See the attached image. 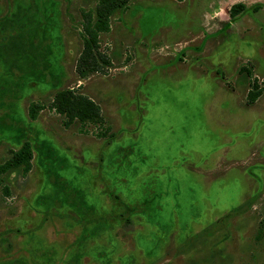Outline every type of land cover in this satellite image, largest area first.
Instances as JSON below:
<instances>
[{
  "label": "rangeland",
  "instance_id": "1",
  "mask_svg": "<svg viewBox=\"0 0 264 264\" xmlns=\"http://www.w3.org/2000/svg\"><path fill=\"white\" fill-rule=\"evenodd\" d=\"M98 1L0 0V163L34 150L0 183V264H264V93L247 103L264 0H133L101 35L110 66L83 78ZM68 88L111 136L49 109Z\"/></svg>",
  "mask_w": 264,
  "mask_h": 264
},
{
  "label": "trees",
  "instance_id": "2",
  "mask_svg": "<svg viewBox=\"0 0 264 264\" xmlns=\"http://www.w3.org/2000/svg\"><path fill=\"white\" fill-rule=\"evenodd\" d=\"M133 0H99L96 10L83 13V49L80 54L77 70L81 77L85 78L92 72H102L105 67L110 66L111 61L107 54L100 50V38L104 33L110 32L111 18L120 10L128 8ZM183 1V0H177ZM246 9L245 4H235L230 11L232 18L236 17ZM264 93V88L255 81L252 89L247 95V103L254 104ZM49 109L64 117V125L70 127L73 123L79 122L81 131L88 133V124H94L99 128L96 137L106 138L111 136V127L106 126L102 116L100 105L89 96L80 93L76 89H63L58 91ZM46 106L40 102H32L28 108V116L32 121L38 119L39 114ZM10 157L0 163V183H4L3 176L16 169H21L22 175L27 177L33 169L34 150L30 141L18 150H11ZM5 196L11 194L8 184L3 185Z\"/></svg>",
  "mask_w": 264,
  "mask_h": 264
}]
</instances>
